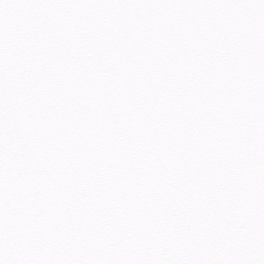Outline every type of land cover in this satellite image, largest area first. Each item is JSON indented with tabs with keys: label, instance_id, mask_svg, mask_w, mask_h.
<instances>
[{
	"label": "snow or ice",
	"instance_id": "1",
	"mask_svg": "<svg viewBox=\"0 0 264 264\" xmlns=\"http://www.w3.org/2000/svg\"><path fill=\"white\" fill-rule=\"evenodd\" d=\"M0 264H264V0H0Z\"/></svg>",
	"mask_w": 264,
	"mask_h": 264
}]
</instances>
